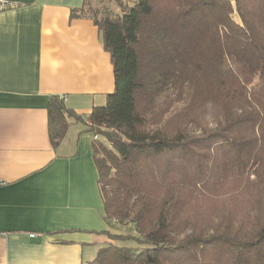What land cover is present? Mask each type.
Returning a JSON list of instances; mask_svg holds the SVG:
<instances>
[{
  "label": "trees",
  "instance_id": "obj_1",
  "mask_svg": "<svg viewBox=\"0 0 264 264\" xmlns=\"http://www.w3.org/2000/svg\"><path fill=\"white\" fill-rule=\"evenodd\" d=\"M89 1L72 18L99 27L115 91L86 120L48 107L53 146L93 135L115 244L83 264H264V0Z\"/></svg>",
  "mask_w": 264,
  "mask_h": 264
},
{
  "label": "crops",
  "instance_id": "obj_2",
  "mask_svg": "<svg viewBox=\"0 0 264 264\" xmlns=\"http://www.w3.org/2000/svg\"><path fill=\"white\" fill-rule=\"evenodd\" d=\"M12 1L20 6L0 14V264L88 263L115 244L93 135L78 122L53 146L48 107L64 96L86 120L105 106L112 57L94 20L72 18L84 0Z\"/></svg>",
  "mask_w": 264,
  "mask_h": 264
},
{
  "label": "rangeland",
  "instance_id": "obj_3",
  "mask_svg": "<svg viewBox=\"0 0 264 264\" xmlns=\"http://www.w3.org/2000/svg\"><path fill=\"white\" fill-rule=\"evenodd\" d=\"M108 2L106 1V0H90L89 2H88V7H87V9H86V12L91 16V15H96V13H98L99 14V16H100V12H102L103 13V10L106 8V7H108V9L111 7V5L109 6V4H107ZM114 7V6H113ZM107 9V10H108ZM114 230H116V229H114ZM113 230V232L114 233H120V231H118V230H116V231H114ZM130 234L132 235V236H134V237H136V234L132 231V232H130ZM119 245H121V246H126V247H131V248H142L144 245L141 243V242H139V241H137V240H135V239H131V240H126V241H124V242H120V244ZM109 264H111V263H109Z\"/></svg>",
  "mask_w": 264,
  "mask_h": 264
},
{
  "label": "built area",
  "instance_id": "obj_4",
  "mask_svg": "<svg viewBox=\"0 0 264 264\" xmlns=\"http://www.w3.org/2000/svg\"><path fill=\"white\" fill-rule=\"evenodd\" d=\"M19 6H20V4H18L15 1H12V0H0V14L3 13V12L9 11V10L17 9ZM62 98L65 99L64 96ZM3 236H5V234L0 233V238L3 237ZM29 236L31 238L37 237V235L33 234V233L29 234Z\"/></svg>",
  "mask_w": 264,
  "mask_h": 264
}]
</instances>
